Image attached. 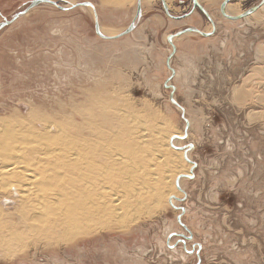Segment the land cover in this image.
I'll return each instance as SVG.
<instances>
[{
  "label": "rangeland",
  "instance_id": "rangeland-1",
  "mask_svg": "<svg viewBox=\"0 0 264 264\" xmlns=\"http://www.w3.org/2000/svg\"><path fill=\"white\" fill-rule=\"evenodd\" d=\"M31 1L0 0V264H264V8L230 20L198 1L215 31L172 54L169 35L212 30L198 8L53 0L92 6L3 23ZM94 10L110 35L133 29L100 37ZM172 137L192 144L182 191Z\"/></svg>",
  "mask_w": 264,
  "mask_h": 264
},
{
  "label": "water",
  "instance_id": "water-1",
  "mask_svg": "<svg viewBox=\"0 0 264 264\" xmlns=\"http://www.w3.org/2000/svg\"><path fill=\"white\" fill-rule=\"evenodd\" d=\"M229 1L230 0H223L221 2V4H220L219 11H220L222 16H224L225 18L230 19V20H238V19L244 18V17L250 15L251 13H253L254 11H256L260 6H262L264 4V0H260L256 5H253L252 7H249L248 9L244 10L243 12H241V13H239L237 15H230V14L226 13V11H225L226 5L229 3ZM44 2L54 4L57 7H59L60 9H70V8H73V7L78 6V5H91L92 6V3L90 1H82V2H78V3H75V4L70 5V6H62L58 2L53 1V0H32L30 5L27 6L23 11L17 12L12 19L6 20L3 23L8 24V23L12 22L14 19H16L20 15V13H24V12L28 11L30 8L36 6V5L40 4V3H44ZM161 2H162V6H163V9H164L165 13L169 17H172L174 19H181V18L186 17L187 15H190L192 13V11L195 10V8H198L200 11H202L207 16V18L209 19V21L212 24V30L210 32H204V31H201L200 29L194 28V27H186V28H184L182 30L177 31L175 34L169 35L168 36V41L171 43L172 48H173V53L172 54H174V52H175V45L172 42V38L174 36L181 35L182 33H185V32H193V31L197 32V33H200L201 35H204V36H210V35H212L214 33L215 28H216V26L214 24V21L211 18L210 14L206 11L204 6H202L198 2V0H191L192 7H191L190 11L188 13H185V14H182V15H172L169 12V10H168V6H167L165 0H161ZM140 9H141L140 0H137V13L136 14H138L140 12ZM94 17H95L96 32H97V34L100 37H103V38L114 39V38L120 37L122 35H125L126 33H129L133 29V26H134V23L131 22L124 31H122V32H120V33H118L116 35H105V34L101 33V31H100L99 24H98V18H97V15L95 13V10H94ZM1 24L2 23H0V25ZM174 73H175L174 69H172L171 77L174 76ZM169 80H170V78L167 80V82ZM165 86H169L168 83H165ZM170 87H171L172 91L170 93L169 98L174 104H176L177 106H179L181 108V110H182V114L181 115H182V117L185 120L184 133H183V135L177 136V137H179L180 139H185L187 137V129H188L189 121H188V118H186V116L184 114V107H182L173 97L174 86L170 85ZM172 141H173V137L171 138V143H170L171 146L174 147L175 149L183 150L184 151V158L187 161L192 163V167L190 168V173L183 175V177H193V166L195 165V162L192 161L191 159H189L188 155H187L188 149H190L192 147V144L188 143L185 146H182V147L179 146L178 147V146H175L172 143ZM181 177H182V175L178 176L176 178V181H175L176 188L179 189V190H181L180 183H179ZM180 208H181V211L184 212V207H180ZM178 221H180L179 217H178Z\"/></svg>",
  "mask_w": 264,
  "mask_h": 264
},
{
  "label": "bare ground",
  "instance_id": "bare-ground-1",
  "mask_svg": "<svg viewBox=\"0 0 264 264\" xmlns=\"http://www.w3.org/2000/svg\"><path fill=\"white\" fill-rule=\"evenodd\" d=\"M140 1H142V2H144V3H146V4H149V3H151L152 2V0H140ZM198 1H206V2H212V1H214V0H198ZM88 6V5H87ZM264 8V4L262 5V6H260L258 9H263ZM257 9V10H258ZM256 10V11H257ZM225 11H226V13H228V14H230V15H237V14H239V13H241V11H240V8L238 7V5L237 4H234V3H228L227 5H226V8H225ZM256 11H254L253 13H251L250 15H253ZM203 13V12H202ZM249 15V16H250ZM255 15V14H254ZM224 17V16H223ZM246 17H248V16H246ZM242 19V18H241ZM211 23V22H210ZM212 25V24H211ZM100 31H101V33H103V34H105V35H110V34H114V33H111V32H108L105 28H103V27H101L100 28ZM205 32V31H204ZM174 38V37H173ZM172 38V39H173ZM173 42V41H172ZM169 84V83H168ZM178 136H181V135H178ZM179 138V137H178ZM170 143H171V139H170ZM172 143H173V141H172ZM171 145V144H170ZM185 146V145H184ZM179 147V146H178ZM180 147H182V146H180ZM185 175V174H184ZM180 176V175H179ZM178 177V176H177ZM176 177V178H177ZM182 177H183V175H182ZM176 181V180H175ZM181 191H182V188H181ZM54 195H57V194H54ZM177 198V197H176ZM178 200H182L183 198H177ZM51 201L52 202H54V198H52L51 197ZM171 201H172V198L171 199H169V202L171 203ZM43 206V208L42 209H45L46 208V206L45 205H41V207ZM61 225V224H60ZM78 225H79V223H78ZM64 233V232H63ZM68 233H69V231H68ZM64 235H66V234H64Z\"/></svg>",
  "mask_w": 264,
  "mask_h": 264
}]
</instances>
